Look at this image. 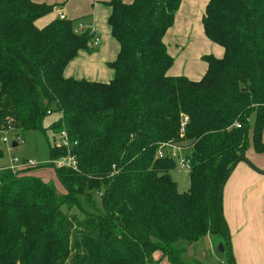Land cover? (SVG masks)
Wrapping results in <instances>:
<instances>
[{
	"label": "trees",
	"instance_id": "trees-1",
	"mask_svg": "<svg viewBox=\"0 0 264 264\" xmlns=\"http://www.w3.org/2000/svg\"><path fill=\"white\" fill-rule=\"evenodd\" d=\"M182 2L106 1L120 48L102 82L64 75L90 50V29L59 16L40 27L54 5L0 0V131L40 129L56 111L50 128L69 146L51 158L76 159L55 166L66 194L30 168L0 169V264H187L182 242L212 234L230 245L222 185L251 145L264 153V0H208L204 33L224 54L203 55L199 79L169 74L164 37ZM165 144L187 151L186 192Z\"/></svg>",
	"mask_w": 264,
	"mask_h": 264
},
{
	"label": "rangeland",
	"instance_id": "rangeland-1",
	"mask_svg": "<svg viewBox=\"0 0 264 264\" xmlns=\"http://www.w3.org/2000/svg\"><path fill=\"white\" fill-rule=\"evenodd\" d=\"M48 2H52L51 4L55 6L58 4L56 2H63V0H48ZM67 2L72 10L75 9V2L66 0ZM206 4L207 0H184L174 25L165 34L164 39L168 45V51L174 57V64L169 73L199 79L207 68L202 59L203 55L223 56V47L208 39L204 33L202 16ZM84 5H88L89 9L97 8V11L98 8L105 7L102 3H95L93 0L84 1ZM66 13H69L68 17L73 14L69 11ZM95 13V27L93 28L97 31L99 43H92L90 50L80 52L70 65L74 66L79 76L75 78L109 81L114 73L109 68L108 62L116 58L120 47L112 36L106 14L99 11ZM58 16L55 8L52 12L37 19V25L46 24L49 19ZM60 115L61 113L56 111L49 112L43 119L42 128L19 132L18 135L12 129L0 131V167L9 166L12 157L34 159L41 165L26 169L28 174L52 183L58 193L66 194L65 186L56 175L55 168L58 165L51 164L53 159L50 152L51 147L62 144V137L54 134L50 128V125L57 121ZM5 138L6 141H4ZM14 142L17 143L15 147ZM181 153L184 155L187 151L182 150ZM68 156L64 158L66 162L69 161ZM246 158L247 163H239V167L231 173L223 190L221 205L229 231L230 245L225 244V251L221 252L218 247L224 240L212 234L192 244L182 242V246L186 249L184 259L187 264H226L229 262L230 255L234 257L235 264H264V174H260V172L264 173V153H257L251 145ZM246 165L251 166L255 171L259 170L255 172L257 176L250 181L248 188L246 182L251 174L250 171L249 174L243 171V169H248ZM171 176L177 182L180 192L189 190V171L176 165L171 170ZM244 201L245 203H242ZM237 206L244 207L242 215L247 217V223L238 227L235 224ZM64 208L71 211L77 209L76 206L70 204ZM155 257L159 259L162 256L157 253ZM159 264L171 263L164 257Z\"/></svg>",
	"mask_w": 264,
	"mask_h": 264
},
{
	"label": "crops",
	"instance_id": "crops-1",
	"mask_svg": "<svg viewBox=\"0 0 264 264\" xmlns=\"http://www.w3.org/2000/svg\"><path fill=\"white\" fill-rule=\"evenodd\" d=\"M35 2H39V3H41V2H46V3H48V4H51L50 2H48V0H34ZM84 1H88V0H71V2H75V4H76V6L74 7L75 9H71V7H70V5H69V3L67 2L66 3V0H63V2H56V3H58V4H56L55 6H54V9L56 8V11L58 12V14H60L59 13V11L60 12H62V13H64L65 14V16L67 17V19H71V20H74L75 21V25H76V27H77V29L78 30H80V31H82V30H85V29H93L94 31H95V33L97 34V31H96V29L95 28H93V27H95V19H94V16H95V11L96 12H103V13H105L106 14V16L108 17L109 16V14H110V12H111V9H110V7L106 4V1H109V0H93L95 3H102L105 7H102V8H98V11H97V8H93V9H89V7H88V5H84ZM126 2H132L133 0H125ZM207 2H208V0H207ZM64 3H66V4H64ZM184 3V0H183V2H182V4ZM182 4H181V6H182ZM51 5H53V4H51ZM181 8V7H180ZM67 11H69V12H71V13H73L70 17H68L67 15L69 14H67L66 12ZM180 11V10H179ZM179 13V12H178ZM178 13H177V15H178ZM177 17V16H176ZM55 18H57V17H55ZM55 18H51V19H49L48 20V22H50V21H52L53 19H55ZM108 19V18H107ZM48 22H46V24L48 23ZM36 24H37V21H36ZM79 24H82L83 25V29L81 30V29H79ZM43 26L45 25V24H42ZM42 25L40 26V27H42ZM170 30V29H169ZM97 37H98V34H97ZM99 38V37H98ZM82 51H84V50H81L80 52H82ZM80 52H79V54H80ZM89 53V52H88ZM78 54V55H79ZM71 63V62H70ZM70 63L67 65V67L65 68V71H64V75L65 76H67V77H79L78 76V74H76V71H75V68H74V66H72V65H70ZM75 71V72H74ZM113 73V72H112ZM169 74H171V73H169ZM83 75H84V73H83ZM171 75H176V74H171ZM82 77V76H81ZM89 78V77H88ZM91 80V79H90ZM100 81H102V82H107V81H105V80H100ZM247 161V160H246ZM246 161H241V162H239V163H242V162H246ZM239 163L237 164V166L234 168V170L236 169V168H238L239 166ZM247 163V162H246ZM250 165H251V163H250ZM247 166V168L248 169H243V171L245 172V173H248L249 174V171H250V179H248V181L246 182V186H247V188H248V186H250V181L252 180V179H255L256 178V174L257 173H255V172H259V170H254L251 166L249 167V165H246ZM252 168V169H251ZM233 170V171H234ZM233 171H232V173H233ZM260 174H264V173H261L260 172ZM242 179H243V177H242ZM46 182V181H45ZM243 184V183H242ZM225 187V186H224ZM238 187H241V186H238ZM237 190H240V189H237ZM240 195V194H239ZM238 198H240V196H238ZM242 203H245V201L244 202H242ZM244 206V205H243ZM240 207V206H237V210H236V227H238L239 225H244L245 223H247V217L246 216H243L242 214H243V212H244V207Z\"/></svg>",
	"mask_w": 264,
	"mask_h": 264
},
{
	"label": "built area",
	"instance_id": "built-area-1",
	"mask_svg": "<svg viewBox=\"0 0 264 264\" xmlns=\"http://www.w3.org/2000/svg\"><path fill=\"white\" fill-rule=\"evenodd\" d=\"M59 17L62 19H66L67 17L65 16L64 13L59 11ZM79 29H83V25L79 24ZM90 32L94 35L93 36V43L94 44H98L99 43V38L97 37V34L95 33V31L93 29H90ZM188 121V117L185 116L183 118V122H182V128L184 127V125L187 123ZM240 125L237 124V127H239ZM60 136L62 137V144L69 146V140H68V136L66 134V132H62L60 134ZM7 139L5 138L4 141H6ZM166 147L169 148V152L168 155H170L172 158H174L178 165L180 167H182L183 169H186L187 171H191L192 166H191V162L189 160V158L184 154L181 153V148L176 146V145H169V144H165ZM160 156H164L166 153L163 150H160L159 152ZM65 157H62L60 159H55L51 162V164H57L58 167L61 166H71L74 167L76 166V159L73 156H68L69 161L66 162L64 160ZM36 165H41V163H39L38 161L34 160V159H22L19 157H12L10 160V164L7 167H0V169H11L14 172H18L22 169H26V168H31L34 167ZM227 264V263H226Z\"/></svg>",
	"mask_w": 264,
	"mask_h": 264
},
{
	"label": "water",
	"instance_id": "water-1",
	"mask_svg": "<svg viewBox=\"0 0 264 264\" xmlns=\"http://www.w3.org/2000/svg\"><path fill=\"white\" fill-rule=\"evenodd\" d=\"M13 146H14V147L17 146V143L14 142V143H13ZM237 163H238V162H237ZM237 163H236V164H237ZM236 164H235V165H236ZM234 168H235V166L233 167V169H234ZM223 187H224V185H222V189H223ZM221 197H223V195H221ZM221 214H222V216H223L222 205H221ZM218 249H219L221 252L225 251V248H224L223 243H220Z\"/></svg>",
	"mask_w": 264,
	"mask_h": 264
}]
</instances>
